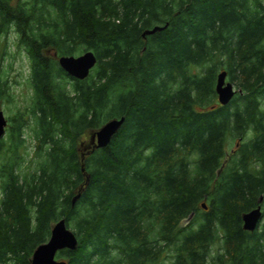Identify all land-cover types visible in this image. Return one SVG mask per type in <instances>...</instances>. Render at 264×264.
Masks as SVG:
<instances>
[{
    "label": "trees",
    "instance_id": "16d2710c",
    "mask_svg": "<svg viewBox=\"0 0 264 264\" xmlns=\"http://www.w3.org/2000/svg\"><path fill=\"white\" fill-rule=\"evenodd\" d=\"M11 31L32 104L8 149L0 138V264H29L61 218L77 238L56 253L67 264H264V0H0V37ZM49 49L97 62L77 79ZM221 70L242 91L225 105ZM121 116L108 145L85 144ZM29 118L38 163L21 171Z\"/></svg>",
    "mask_w": 264,
    "mask_h": 264
},
{
    "label": "water",
    "instance_id": "95a60500",
    "mask_svg": "<svg viewBox=\"0 0 264 264\" xmlns=\"http://www.w3.org/2000/svg\"><path fill=\"white\" fill-rule=\"evenodd\" d=\"M167 26L165 25H155L151 29H146L143 31L142 36L153 34L156 31L162 30ZM54 56L57 58L59 66L71 77L77 79L86 78L90 70L95 66L97 58L93 51L86 50L78 55H60L54 53ZM215 92L217 95V101L221 105L227 104L236 93H241L242 91L234 86V84L227 80V72L221 70L216 75L215 82ZM125 120L124 116L119 118H111L105 121L98 129L94 130L89 135V146L91 150L95 148L105 147L110 143L114 135L118 132L121 125ZM7 119L0 109V138L5 134ZM83 170L84 168L81 167ZM88 180V177H87ZM79 191L72 198V203L80 196ZM262 195L259 198V204L246 211L241 215L242 219V228L248 231H253L262 218V207L260 202L262 201ZM205 208V203H202ZM77 247V238L74 232L67 227L65 219L61 218L56 221L51 228L50 236L48 240L44 243L39 244L33 251L29 264H67L66 260L57 259V251L68 248L71 250L76 249Z\"/></svg>",
    "mask_w": 264,
    "mask_h": 264
},
{
    "label": "rangeland",
    "instance_id": "374dc122",
    "mask_svg": "<svg viewBox=\"0 0 264 264\" xmlns=\"http://www.w3.org/2000/svg\"><path fill=\"white\" fill-rule=\"evenodd\" d=\"M16 41L17 36L13 31H11L6 38L4 36L0 37V76L3 79H7L10 93V97H7L6 94L0 97V109L3 111L8 122L5 134L1 139H4V142L6 143L5 148L7 149L9 145V137L7 133L10 123L19 118L20 114L25 117L32 104V89L28 81L29 59L26 52L21 47H17ZM54 52L55 51L52 49L47 50L49 56L53 60H56ZM67 82L69 83L68 79ZM31 127H33L32 120H30L28 126L24 127L23 138L25 141L18 149L21 158V171H33L38 163V157L35 156V137ZM84 142L85 144L89 142V134L86 135ZM239 142L240 140L238 138L232 139L231 137H228L226 142L227 154L234 152ZM2 161L3 158L0 157V164ZM65 258L66 257L64 256L57 257V259L66 260ZM6 264H17V262L15 263L13 260H10Z\"/></svg>",
    "mask_w": 264,
    "mask_h": 264
}]
</instances>
